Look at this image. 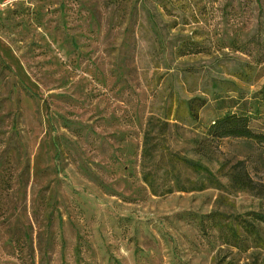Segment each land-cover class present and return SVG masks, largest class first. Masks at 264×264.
I'll return each instance as SVG.
<instances>
[{
    "label": "rangeland",
    "instance_id": "374dc122",
    "mask_svg": "<svg viewBox=\"0 0 264 264\" xmlns=\"http://www.w3.org/2000/svg\"><path fill=\"white\" fill-rule=\"evenodd\" d=\"M228 114L264 133V0H0V264H264V224L243 226L264 194L227 176L244 161L264 184V150L197 149ZM150 117L158 195L206 189L152 195Z\"/></svg>",
    "mask_w": 264,
    "mask_h": 264
},
{
    "label": "trees",
    "instance_id": "16d2710c",
    "mask_svg": "<svg viewBox=\"0 0 264 264\" xmlns=\"http://www.w3.org/2000/svg\"><path fill=\"white\" fill-rule=\"evenodd\" d=\"M193 114V113H192ZM154 117H150L147 122V128L143 134L142 151H141V177L144 184L149 188L153 196H163L174 192L188 193L200 192L206 189L204 183L195 184L189 181H182L179 175H173L170 179L172 185H169L167 190L158 195L156 191L158 174L154 169L156 145L152 137ZM165 125V124H164ZM166 126V125H165ZM205 138L201 140L197 149L204 151V145L209 143H218V141L226 138L245 139L254 142L260 150H264V133L255 132L250 127V121L247 116L228 114L213 121L205 132ZM170 167L175 168L176 164H181L185 169L193 173L201 174L207 182L217 190H224V186L216 179L214 174L208 167L199 161H194L185 157L170 156L168 158ZM259 162L264 161V154L258 158ZM228 182L232 189L237 191H248L258 195L264 194V184L255 182L250 176L245 162L238 161L233 164L228 171ZM168 176V174L166 173ZM252 216L250 221H243L245 232L258 240L259 232L255 226V222L264 224V214L249 213ZM229 233L232 238H237L238 235L232 227H229Z\"/></svg>",
    "mask_w": 264,
    "mask_h": 264
},
{
    "label": "built area",
    "instance_id": "2783aa9c",
    "mask_svg": "<svg viewBox=\"0 0 264 264\" xmlns=\"http://www.w3.org/2000/svg\"><path fill=\"white\" fill-rule=\"evenodd\" d=\"M10 2H11V0H10Z\"/></svg>",
    "mask_w": 264,
    "mask_h": 264
}]
</instances>
